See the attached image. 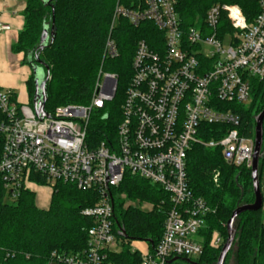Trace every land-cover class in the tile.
<instances>
[{"label":"built area","instance_id":"1","mask_svg":"<svg viewBox=\"0 0 264 264\" xmlns=\"http://www.w3.org/2000/svg\"><path fill=\"white\" fill-rule=\"evenodd\" d=\"M251 1L259 8L251 22L240 6L219 4L190 28L181 21L178 0L118 1L111 32L125 20L134 28L150 23L157 33L137 42L115 140L94 141L88 133L94 112L116 97L115 74L101 70L89 105L60 106L43 121L29 102L18 103L0 86L5 201H18L42 181L52 192L63 183L98 198L81 211L91 220L86 247L54 251L46 264H124L126 251L127 264H199L194 258L204 253L211 208L189 186L188 155L195 146L219 149L228 165L251 169L255 152V136L243 135L240 114L250 105L254 82L264 80V0ZM9 30L0 22V32ZM117 56L110 34L104 60ZM127 173L157 185L170 201L157 245L136 240L143 250L119 235L115 220L113 191ZM210 245L222 247L224 239L214 233Z\"/></svg>","mask_w":264,"mask_h":264},{"label":"trees","instance_id":"2","mask_svg":"<svg viewBox=\"0 0 264 264\" xmlns=\"http://www.w3.org/2000/svg\"><path fill=\"white\" fill-rule=\"evenodd\" d=\"M118 1L123 2L52 0L47 5L42 0H27L24 28L12 47L15 54L26 55L25 65H29V55L34 57L37 53L44 26L52 27L54 22L55 41L40 54V59L50 69L45 106L49 114L60 106L89 105L101 70L118 76L115 99L107 103L104 110L92 115L88 133L94 141L116 139L125 91L133 74L132 61L137 42L142 39L149 42L150 36L157 33L150 23L134 28L125 20H121L119 27L111 32ZM219 4L240 6L249 22L259 12L257 4L251 0H178L177 11L185 28L197 27L204 23L208 10ZM110 34L117 43L118 56L104 60ZM27 87L32 105L35 93L33 72ZM252 96L254 101L246 108L241 106L240 110L241 132L249 138L255 136V118L264 109V80L254 82ZM187 178L194 195L204 199L211 208L204 231V253L199 261V264H209L218 260L224 246L214 248L210 245L213 234L220 233L225 244L226 225L232 213L238 206L254 202L251 169L245 165H228L219 149L195 146L188 155ZM45 184L44 181L40 183L41 186ZM121 194L133 202L162 207L151 212L126 208ZM113 195L117 196L114 200L115 220L128 239L149 241L156 246L170 209L168 195L157 185L128 173ZM50 198L48 209H40L35 193L29 191L23 192L18 201L9 203L5 201L0 178V264H46L54 251L74 253L86 247L91 220L82 216L81 211L96 204V194L59 183ZM236 229L237 264H264L263 209L242 214ZM7 253L11 254L9 258ZM123 260L124 264L129 262L128 251Z\"/></svg>","mask_w":264,"mask_h":264},{"label":"water","instance_id":"3","mask_svg":"<svg viewBox=\"0 0 264 264\" xmlns=\"http://www.w3.org/2000/svg\"><path fill=\"white\" fill-rule=\"evenodd\" d=\"M45 4L50 5L52 0H42ZM54 17V12H53ZM55 30L54 22L52 27L45 25L39 46L37 48V53L33 57L32 54L29 55V67L31 68L34 75V85L35 93L32 99V106L37 118L43 121L47 118L48 113L45 110L46 103L48 101V89L47 84L50 80V69L49 67L40 59V54L53 44L55 41ZM263 122H264V109L255 118V152L253 156V162L251 166V178H252V190L254 194V202L251 204H243L236 208L232 213L231 218L227 222L226 232L227 239L222 247L221 253L216 264H226V260L230 252L232 251L237 237L236 224L238 218L246 212H258L263 209L264 198L261 191L260 182V161L264 159L263 151ZM120 236L128 238L125 231L121 229Z\"/></svg>","mask_w":264,"mask_h":264},{"label":"crops","instance_id":"4","mask_svg":"<svg viewBox=\"0 0 264 264\" xmlns=\"http://www.w3.org/2000/svg\"><path fill=\"white\" fill-rule=\"evenodd\" d=\"M26 5L27 0H0V22L10 27L9 31L0 32V86L12 92L20 104H26L30 100L27 82L32 70L28 65L22 64L23 54H15L12 47L24 28Z\"/></svg>","mask_w":264,"mask_h":264},{"label":"rangeland","instance_id":"5","mask_svg":"<svg viewBox=\"0 0 264 264\" xmlns=\"http://www.w3.org/2000/svg\"><path fill=\"white\" fill-rule=\"evenodd\" d=\"M21 54H23V56H24V60H23L22 64L25 65V63L27 62V57H26V55L24 53H21ZM253 101H254V98L252 96L250 104ZM260 174H261L260 175L261 191H262L263 198H264V161L263 160L260 161ZM215 179H216V176H215ZM29 192L35 193V195H36V203H38L41 207H47L46 209L49 208L48 204H49V199H50V193L52 194V191H51L50 187L39 185L36 188H34V191H29ZM121 197L124 200V206L126 208L130 207V208H133V209L140 210L142 212H151L154 209H158L159 207H161L160 205H157V206L154 207V205L149 204V203L140 204L138 201L133 202L131 200H128L126 198V195H124V194H121ZM7 201H9V200H7ZM38 204H37V206L40 209H42ZM263 211H264V206H263ZM216 234L220 235V233H218V232H216ZM132 246L135 247V248L141 249V250H143V248H144L143 243H138L136 241H135V243H132ZM236 250H237V244L234 245L231 253L229 254V256L227 258V261H226V264H237ZM194 259L197 260V261H200L201 257H196ZM216 262L217 261L209 263V264H216Z\"/></svg>","mask_w":264,"mask_h":264}]
</instances>
